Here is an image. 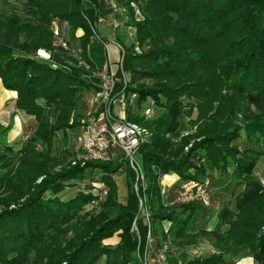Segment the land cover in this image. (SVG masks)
Instances as JSON below:
<instances>
[{"label":"trees","instance_id":"16d2710c","mask_svg":"<svg viewBox=\"0 0 264 264\" xmlns=\"http://www.w3.org/2000/svg\"><path fill=\"white\" fill-rule=\"evenodd\" d=\"M15 1L23 3V14L0 15V78L6 90L18 94L17 107L35 118L37 130L19 151L23 156L19 168L7 153L14 151L11 147L0 153V171H5L0 175V264H97L104 257L106 264H129L144 247L148 232L141 220L139 235L132 231L139 215V200L132 192L135 173L127 171L129 198L122 205L114 179L121 165L91 162L53 175L54 159L48 149L55 134L69 128L79 96L95 87L86 79L87 71L67 63L75 61L63 49L54 53L52 25L67 23L73 33L83 29L81 42L86 49L97 33L94 26L107 15L104 4L101 0ZM140 10L143 19L134 23L135 41L148 50L142 54L134 48L124 50L123 68L131 74V85L156 82L151 90L134 89L140 93L139 104L148 97L156 104H161L159 96L164 100V112L153 121L127 116L154 131L151 142L142 144L138 153L152 218L170 220L174 239L187 237L202 206L192 203L167 214L162 175L176 173L184 181H201L209 171L232 169L235 187H243L235 199L236 210H219L217 228L204 233L212 236L219 254L197 264H225V256L240 255L264 264V186L253 175L258 155L251 158L249 147L240 153L232 145L242 139L241 130L247 144L259 143L264 135V0H145ZM39 49L51 52L61 67L32 57ZM86 61L95 71L100 60ZM182 98L188 101L187 109ZM186 117L191 128H198L201 140L179 161L165 158L173 144L166 136H178ZM239 117L241 125L234 126ZM36 145H46L47 151L36 152ZM195 157L197 163L192 161ZM89 167L103 171L100 191L108 189L104 203L108 216L100 224L96 218L87 221L81 216L98 194L79 193L67 201L58 196L68 180L83 179ZM39 178L43 179L38 182ZM114 208L117 211L111 213ZM116 234L118 245L105 244ZM188 239L186 243L195 241Z\"/></svg>","mask_w":264,"mask_h":264},{"label":"rangeland","instance_id":"374dc122","mask_svg":"<svg viewBox=\"0 0 264 264\" xmlns=\"http://www.w3.org/2000/svg\"><path fill=\"white\" fill-rule=\"evenodd\" d=\"M143 1L145 0H101V2L104 4V8H105L104 11H106L107 15L94 26L95 30H97V33L94 39H92V43L88 45L86 49L83 47L81 42V38L84 36L83 29H78L75 33H73L70 26L67 23H63L62 25H60L58 22H54L52 25V32L54 34V48L56 49L54 53L57 52L58 49L60 48L63 49V51L67 53L68 59H73V61H75L72 62L71 60H68L67 63L70 66L82 68L85 71H87L85 77L88 81H90L91 80L90 77L95 72L98 71L101 64L104 63L105 61L107 62L108 51L105 47V44L112 42L114 43V45H111V47L117 48L118 46V47H122L124 50L134 48V52H136L137 54H142L143 52L148 50V47L146 45L140 47L139 44L136 43L134 23L143 19V14L140 10ZM114 6L117 7V10H115ZM23 11H24V6L22 2H17L15 0H0V15L10 16V14L13 12L23 14ZM109 15H112L113 19L112 16ZM114 22H117L120 25V28L118 30L113 29ZM16 53L20 54L19 52ZM44 53H46V55H49V58H45L43 56ZM21 55H25V54L21 53ZM31 56L39 61L49 63L53 67H61L60 64L53 61L52 53L47 50L39 49L35 54H32ZM110 56L112 62L116 64L118 60L114 62L111 53ZM87 58L96 61L100 60L96 64L97 68L95 71H92L91 68L87 65V61H86ZM115 67L118 69L117 71L120 78L122 79V82L127 81L129 87L128 89L132 92H136L140 95V93L135 91L134 89L151 90L156 87V82L151 80H144L139 82L137 85L136 84L131 85L130 84L131 74L126 70L122 71L118 66V64H116ZM88 92L91 91H86L84 94L79 96L77 110L72 114V118L69 121V126H68L69 128H67L66 132H57L55 134V137L52 139V143L50 147L48 148L50 150V157L54 159V161L52 162L53 175L57 172H62L65 169L74 166L73 162L77 161L81 147L80 144V137L82 134L81 127L84 121L87 119L90 111V108L87 105ZM159 97L161 99V104H157V108H156L158 116L164 112V104H163L164 100L162 96ZM180 101L187 109L188 101L185 98H182ZM14 107L20 114H22L24 117L27 118V124H26L27 128L24 130V132L14 137V139H11L7 143L6 142L8 140L7 137L12 127L10 126V124L7 127L4 126L2 127L0 125V153L5 151L6 146L11 147L14 151L9 152L7 150V153L9 157L12 158V160L14 161V167L19 168L21 165L20 159L23 157L21 154H19V151H21L22 148L29 143L31 138L35 137V133L37 130V122L34 117L28 116L25 112L20 110L17 107V102H15ZM195 115H197L196 112ZM240 119L241 118L239 117L238 122H235L233 125L234 126L241 125ZM182 122H183L182 129L180 130L178 136L177 135L173 136L171 134H168L166 136V138H171L173 144L166 152V155L163 156L170 160L179 161L190 152L192 146L196 145L201 140V137L198 136L199 135L198 128L196 126L191 128L189 118L186 117ZM239 134L242 137V139H240L237 143H234L232 145L237 147L240 153H244L246 149L249 147L251 152L250 154L249 153L248 154L250 155L251 158H253L255 154L258 155V164L253 175L254 178L259 182H261L262 185L264 186V135L263 137L260 138L259 143L247 144L245 139V135H246L245 131L241 130ZM153 136H154V131H153ZM151 139L147 143L151 142ZM35 148H36V152L38 153H43L47 151L46 145H36ZM253 153H255L254 156ZM238 157L239 159H242V155H239ZM196 158L197 157L192 158L193 163H197ZM135 160H136V164L141 169L142 175H144L145 180L147 182V177L142 167L141 156L137 154ZM105 163H110L111 166L113 167H116L117 165H121L120 170L114 175V179L118 184V186H122V185L126 186L125 177L128 179L127 171L129 169L132 170V168L129 162L127 161V159H125L124 155L118 152L117 156L112 158L111 161ZM88 164L89 163L81 164V167H85ZM189 172L191 174H194L195 171L194 169H191L189 170ZM4 173L5 171H0V175H3ZM208 173L209 174L206 175L204 178H202L201 181L199 182H203V181L208 182L209 180L207 188L210 191L212 200L209 205H203V206L210 208V210H212L211 212L212 218H214L217 215L218 210L223 207H229V209L235 211L236 210L235 196H237V192L235 191V194L232 195L231 192L233 186L230 187L227 195L221 193L219 187H217L219 184L225 185V181L232 174V169H229L226 173L223 172L220 173L218 171H212V172L209 171ZM102 174L103 171L101 169L89 167L85 171V176L82 177L83 179L76 178V179L68 180L65 184L66 188L58 195L63 200L67 201L75 197L79 193L98 194L99 197L89 202L87 205H85L81 213V216L85 217L87 221L91 220L92 218H96L98 221L97 224L102 223L106 219V217L108 216L107 213L109 211V209L104 208V203L106 202L107 197L103 198L99 195L100 192L102 193V191H100V187L102 186L101 185ZM171 175H177L180 179V182L184 181L176 173H169L166 175H162L160 181L165 176H171ZM209 177H212L213 179L215 178L217 179L218 177L219 179L218 184L213 182ZM42 179L43 178H39L38 182H40ZM135 184L136 181H134L132 184V192L136 195L137 198H138L137 196L138 193L140 196L144 197L143 196L145 192V190H143L144 186L139 185V191L137 192L135 189ZM179 191H180V183L179 186L173 189L172 193L170 194V197L164 198L165 199L164 205L167 210V214L170 213L171 211H173L174 213L175 212L178 213L180 212L181 207L184 206L183 204L174 203L175 198L179 193ZM146 192L148 193V186ZM50 196L51 193L46 194V197H50ZM150 197L151 196L147 194L144 200L145 206L147 207H149ZM13 207L14 206H12L11 208ZM110 211L111 213H115L117 209L114 208L113 210ZM149 218H150V222H147L146 219L145 222L147 225L149 223V228H151L153 226L154 220L152 219L151 215ZM159 222L160 224H162L161 221ZM156 226L157 223H154V227ZM149 228L148 231L150 230ZM226 229L227 227H223V231H226ZM118 241L120 242V240H118V234H116L113 238L106 240L105 244L116 246L119 244ZM211 241L214 243L213 240ZM162 242L169 243L170 239H168L167 241L163 240L160 242V244ZM238 258L239 256L234 257V261L225 258V262H226L225 264H234V262L237 261ZM102 259H106V257ZM102 259L97 264H105V262H103ZM132 264H141L140 259L137 258V263L135 262ZM254 264H258V263L255 261Z\"/></svg>","mask_w":264,"mask_h":264},{"label":"built area","instance_id":"2783aa9c","mask_svg":"<svg viewBox=\"0 0 264 264\" xmlns=\"http://www.w3.org/2000/svg\"><path fill=\"white\" fill-rule=\"evenodd\" d=\"M114 8L117 10L116 6ZM119 28L120 25L114 22L113 29L118 30ZM111 45L114 43L105 44L108 51L107 62L90 77L95 87L87 97V105L90 111L81 127L80 152L73 165L91 162L105 163L117 156L118 152L122 153L135 173L136 191H139V185L144 186V197L140 196L139 193L137 196L140 209L147 222H150V212L144 201L148 194L146 192L147 182L136 164L135 158L141 145L152 138L153 130L140 123L129 121L127 116L129 114L138 115L145 122L153 121L158 117L157 104L152 98H147L139 104V94L128 90L127 81L122 82L118 69L115 67L118 64L120 69L124 70L125 51L116 45L119 58L115 64L110 56ZM43 56L49 58L46 53ZM207 186L208 182L204 181H181L180 191L174 203L209 205L211 194ZM101 191L102 193L100 192L99 195L106 198L108 189L104 188ZM153 243L154 240L149 231L146 252L140 257L141 264H168L169 243L162 242L156 248H154ZM212 252L215 253V250L212 249Z\"/></svg>","mask_w":264,"mask_h":264},{"label":"crops","instance_id":"0c3cea01","mask_svg":"<svg viewBox=\"0 0 264 264\" xmlns=\"http://www.w3.org/2000/svg\"><path fill=\"white\" fill-rule=\"evenodd\" d=\"M109 16H112V15H109ZM112 19H113V16H112ZM110 52L112 54V58L114 62L118 60V57H119L118 50L114 47H110ZM105 63L106 61L102 63L99 68H101ZM89 93L90 92H88V94ZM16 98H17V93L6 90L0 78V125L2 127L3 126L7 127L10 124V126L12 127V128L10 127L11 131L8 135L9 138L7 137L8 139L6 141L7 143L11 139H14V137L24 132V130L27 128V125H26L27 118L24 117L22 114H20L14 107ZM209 178L213 182L218 184L219 182L218 177L217 179L216 178L213 179L212 177H209ZM125 179H126V186L125 185L118 186L117 184L118 201L122 205H126L128 202V198H129V183L126 177ZM179 183H180V179L177 175L165 176L160 181V188H161V194H162L163 201L165 200L164 198L170 197V194L172 193L173 189L179 186ZM232 186H233L232 192H231L232 195L235 194V191H236L237 196H238V194L243 190V187H239V188L235 187V183L232 180L231 175L225 181V185L219 184L217 187H219V190L221 191V193L227 195L228 190ZM237 196H235V199ZM211 200H212V196H211ZM200 206H202V208L195 214L194 222L189 228V231L187 232V237L185 238L174 239V237L170 235L169 231L172 227V222L170 220L161 221L162 224H160L159 221H154L153 226L149 228V226L145 222L146 220H145L142 210L140 209V205H139V215L133 224L132 231L136 233L137 235H139L138 221L141 220L142 223L150 229L149 231L151 232V236L154 240V243H153L154 248L159 246L161 241L163 240L167 241L168 239H170L168 264H197L198 261H203L206 258L219 254V250L215 247L214 243L211 241L212 236L204 235V233H211L215 231L219 223L218 213L221 208L218 210L217 215L214 218H212L211 217L212 210H210V208L204 207L203 205H200ZM148 211L150 212V215L152 216L153 211L150 205L148 207ZM154 223H157L156 227H154ZM148 232H147V235H148ZM165 235L167 236L166 239H165ZM188 237H194L195 241L192 243H186L189 241ZM118 240H120L119 237H118ZM146 247H147V238H146L144 247L142 249L140 248L137 251L134 261L130 262V264L135 263V262L137 263V258L140 259V257L145 254ZM212 249L215 250V253L212 252ZM225 258H228L229 260L234 261L233 257L231 258V257L225 256L224 263H226ZM102 260L106 264V259H102ZM254 262L255 260L251 256H239L238 260L235 261L234 264H254Z\"/></svg>","mask_w":264,"mask_h":264}]
</instances>
